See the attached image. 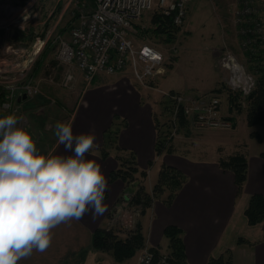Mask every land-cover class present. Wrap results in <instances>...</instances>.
Here are the masks:
<instances>
[{
	"label": "crops",
	"instance_id": "crops-1",
	"mask_svg": "<svg viewBox=\"0 0 264 264\" xmlns=\"http://www.w3.org/2000/svg\"><path fill=\"white\" fill-rule=\"evenodd\" d=\"M76 21L77 18L65 27L62 34L67 36L65 38H68V32ZM62 30L59 28L56 33ZM51 63L55 64V49L47 42L36 56L30 75L40 81L41 74H45L46 64ZM223 74L222 78H225ZM62 75V68L55 69L57 80ZM74 75L76 82L72 89L41 82L37 97L16 98L12 104L14 111H0V117L4 114L23 117L21 125L32 134L37 147L44 154L49 151L68 154L64 152L63 145L57 144L54 135V126L58 121L70 122L74 134L94 131L95 154L90 153L87 158L101 164L107 179L108 188L104 199L107 210L94 221L91 214H87L79 221L61 224L53 230L50 246L44 253L34 252L30 258L18 264H134L138 252L132 258L118 262L109 253L92 247L93 233L112 227L110 215L120 206L119 200L128 196L124 182L120 179L110 181L109 175L119 166L116 156L130 154L135 157L137 169L146 172V178L141 179V182L150 194L162 164L172 166L186 176V183L169 206L162 202V197L153 200L144 214H139L144 247L161 255L169 253V243L163 231L166 226H175L182 232L186 264H207L210 258L225 256L227 252L230 253L232 264H264V221L249 226L244 216L250 196L255 193L264 195V158L259 155L256 159L245 157L248 164L247 178L241 195L236 196L234 176L230 171L222 170L219 163L198 162L192 157V148L197 140L191 134L179 132L167 144L170 152L163 153L159 158L155 155L157 134L154 123L157 114L152 112L150 104L141 102L142 94L138 88L144 87L134 80L129 68L114 75H97L90 84L83 81L81 72L76 69ZM106 79H109V84H103ZM166 80L165 72L155 81V85H163L162 89L167 91H180L174 84L166 83ZM96 81L101 85H96ZM2 92L0 90V103L4 100ZM203 92L206 91L199 93ZM109 102L113 108H118L117 114L124 118L122 123H125L124 130H119L117 135V148H109L105 139V133L111 129ZM234 112L228 110L226 115L233 124L237 120ZM190 130L195 129L189 125V133ZM191 138L193 142L189 141ZM103 148L107 151L106 158L102 157ZM239 239L244 242L239 244Z\"/></svg>",
	"mask_w": 264,
	"mask_h": 264
},
{
	"label": "built area",
	"instance_id": "built-area-1",
	"mask_svg": "<svg viewBox=\"0 0 264 264\" xmlns=\"http://www.w3.org/2000/svg\"><path fill=\"white\" fill-rule=\"evenodd\" d=\"M191 0H94L92 8L78 9L76 23L68 32V38L47 31L43 37L36 36L30 46L15 44L12 41L10 25L0 18V30L4 32L0 38V90L4 92V100L0 103L2 112L10 113L13 102L21 95L32 98L40 93V83L56 84L63 89H72L76 79L75 69L81 72L82 79L90 84L97 75H114L130 69L134 80L145 89L153 90L152 82L164 74L163 53L149 43H136L135 20L146 11L158 8L165 15L173 13V23L181 26L186 18V7ZM239 9L234 8L232 23L237 26V19L247 16L252 0H236ZM5 6V5H4ZM3 8H7L4 7ZM238 10V11H236ZM248 14V13H247ZM20 17V16H19ZM30 15L23 18H29ZM21 20V19H20ZM243 22L245 18H242ZM19 23L18 18L13 22ZM22 24L25 23L21 20ZM28 23V21H27ZM26 23V24H27ZM12 27H14L12 25ZM24 31L25 27L19 28ZM263 27L256 24L252 28L241 31L247 35L242 40L246 47L262 39ZM49 42L55 49V66L47 69L43 78L37 81L31 75V68L36 56ZM228 52L219 66L228 72L226 88L248 95L255 88L251 75L247 74ZM50 67V66H49ZM61 67L63 75L55 78V69ZM165 102L169 115V138L177 135L179 117H184L194 129L223 130L232 127L230 120L221 113V102L216 94H184L157 90ZM2 92V93H3ZM14 111V110H13ZM12 111V112H13ZM131 197L124 201L115 226L123 219L124 229L132 231L139 217V210L134 211L129 205ZM134 264H170L166 255L155 258L153 252L143 247L138 252Z\"/></svg>",
	"mask_w": 264,
	"mask_h": 264
},
{
	"label": "rangeland",
	"instance_id": "rangeland-1",
	"mask_svg": "<svg viewBox=\"0 0 264 264\" xmlns=\"http://www.w3.org/2000/svg\"><path fill=\"white\" fill-rule=\"evenodd\" d=\"M86 5L91 8V5L88 6L89 3ZM246 7L248 8L247 16L237 19V26H234L232 23L233 10L240 8L236 0H191L186 7L184 23L179 27L177 34L169 39V42L164 36H155L152 33L154 28L152 18L154 14L160 13V9L155 7L146 11L134 22V28L137 31L135 42L149 43L164 54L163 68L164 74L166 72V83L174 84L180 90L178 92L195 94L204 90L206 91L203 92L204 94H211L213 89H219L221 113L225 114V117L229 108L227 95L229 93L238 94L240 109H235L237 120L234 126L223 130H190L191 137L197 140L194 143V149L192 148L194 151L192 157L199 160L198 162L218 164L219 160H226L237 154H242L248 159H256L264 151V128L260 126L249 128L244 120L245 99L252 92L242 95L227 89L224 79L227 78L228 72L219 66V61L229 52L231 57L234 56L237 59L238 65L253 77L255 85L260 70L264 69V36L258 39L257 43L243 47L242 40H245L247 35L241 33L256 24L263 27L262 32L264 33V0H252L249 7ZM77 11V0H0V18L5 19L4 21L10 25L13 37L20 31L19 28L24 26L28 46L34 42L35 36L43 35L48 29L54 33L59 28L65 29L73 23V13ZM28 15L31 17L23 20ZM17 18L19 23L13 22ZM242 18H245L244 22ZM20 19L25 23L22 24ZM55 65L54 63L46 64L45 72ZM56 69H61V67ZM221 73H224L225 78H222ZM41 78H43L42 74ZM95 83L100 84L98 81ZM103 84H109V79H106ZM162 86H157L153 90L138 88L142 94L141 102L151 105L152 112L157 114V120L161 123L168 121L164 98L157 91L164 90ZM212 87L214 88L208 91ZM117 110L118 108H113L109 102V124L113 132L124 130L125 123H122L124 118L117 114L119 112ZM185 131V129L181 130L180 133L186 135ZM253 132L257 135L251 137L250 133ZM192 138L189 141L193 142ZM153 175L154 171L152 177ZM129 205L135 212L140 211L139 207L131 203ZM124 224L122 219L116 226L120 234L128 232L124 229Z\"/></svg>",
	"mask_w": 264,
	"mask_h": 264
},
{
	"label": "clouds",
	"instance_id": "clouds-1",
	"mask_svg": "<svg viewBox=\"0 0 264 264\" xmlns=\"http://www.w3.org/2000/svg\"><path fill=\"white\" fill-rule=\"evenodd\" d=\"M23 117H0V264H18L44 253L52 232L87 214L96 220L106 209L107 179L94 153V131L74 134L58 121L54 135L65 154H44Z\"/></svg>",
	"mask_w": 264,
	"mask_h": 264
},
{
	"label": "trees",
	"instance_id": "trees-1",
	"mask_svg": "<svg viewBox=\"0 0 264 264\" xmlns=\"http://www.w3.org/2000/svg\"><path fill=\"white\" fill-rule=\"evenodd\" d=\"M77 2L78 9L82 6L87 8L86 3H89L88 6L91 5V8L94 6V0H77ZM159 11L160 13L154 14L152 18V24L154 26L152 33L155 36H164L165 40L169 42V39L177 34L180 26L174 25L172 19L174 15L173 13L165 15L161 10ZM74 17V19L78 17V11L77 13L74 12ZM63 32L64 29L57 33L62 35ZM16 39L18 41H16ZM12 40L15 44L27 46V35L25 31L15 33ZM219 91V89H213L211 92L212 94L219 95ZM230 94L231 93L227 95L229 103L228 110L229 112H232L235 111V109H240V103H238V94ZM245 102V121L247 127L254 128L260 126L264 128V69L260 70L259 77L256 80L255 89L245 99ZM167 116V119L169 120V115ZM223 117L228 119L225 116ZM231 120L232 119H230V121ZM154 126L157 134L155 155L160 156L163 153L170 152V146L167 144L174 138H169L168 121L161 123L156 119ZM184 129L186 130V135H189V123L184 117L180 116L177 133ZM105 134V139L107 143H109V148L113 146L116 147L118 131L113 132L109 129ZM255 134L256 133L254 132L250 133V136L254 137ZM260 140L261 139L259 138V141ZM106 156L107 151L103 148L102 157L106 158ZM259 156L264 158V151H262ZM116 159L119 166L115 171L110 173L109 180L114 181L120 179L124 182L126 186V194L128 193V196L132 195L130 203L139 207L141 215L151 207V204L155 199L163 197L162 202L169 206L173 198L186 183V176L181 171L172 166L162 164L158 172L157 180L152 188V193L150 194L141 182V179L146 178V172L137 169L135 157L131 154L126 156L117 155ZM219 167L222 170H228L233 174L236 196H240L247 178L248 164L245 156L237 154L226 160H220ZM120 201L123 202V198H121L119 202ZM112 215L113 214L110 215V218H112ZM244 216L249 226L258 225L264 221V195L255 193L250 196L247 208L244 211ZM120 233L121 232L118 231L115 225L108 229H98L93 233L92 247L96 250L109 253L114 260L118 262L132 258L144 247L145 241L143 234L141 233V224L138 220L132 231L122 234ZM181 234V230L175 226H166L163 231V236L169 243V253H167L166 256L168 257L170 264H186ZM243 242L242 239L238 240L239 244ZM151 251L156 259L162 256L153 250ZM207 264H232L230 253L227 252L225 256L218 258H210Z\"/></svg>",
	"mask_w": 264,
	"mask_h": 264
},
{
	"label": "water",
	"instance_id": "water-1",
	"mask_svg": "<svg viewBox=\"0 0 264 264\" xmlns=\"http://www.w3.org/2000/svg\"><path fill=\"white\" fill-rule=\"evenodd\" d=\"M3 34H4V32L2 30H0V38L3 36ZM19 99L20 100L21 99H26V96L25 95H22ZM124 200L125 201L128 200V197L127 196H124ZM121 210H122V208L120 206L116 208V212H115V214L113 216L112 223H114L117 220V218H118L119 213L121 212Z\"/></svg>",
	"mask_w": 264,
	"mask_h": 264
},
{
	"label": "bare ground",
	"instance_id": "bare-ground-1",
	"mask_svg": "<svg viewBox=\"0 0 264 264\" xmlns=\"http://www.w3.org/2000/svg\"><path fill=\"white\" fill-rule=\"evenodd\" d=\"M233 59H234L235 61H237L236 58L233 57ZM227 79H228V75H227ZM224 80H225V83H226V79H224ZM173 92H176V91H173Z\"/></svg>",
	"mask_w": 264,
	"mask_h": 264
}]
</instances>
